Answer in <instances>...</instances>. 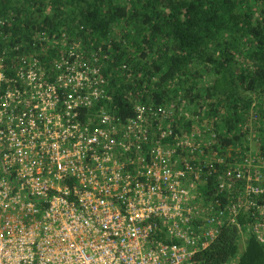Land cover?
I'll list each match as a JSON object with an SVG mask.
<instances>
[{"label": "built area", "instance_id": "2783aa9c", "mask_svg": "<svg viewBox=\"0 0 264 264\" xmlns=\"http://www.w3.org/2000/svg\"><path fill=\"white\" fill-rule=\"evenodd\" d=\"M34 40L0 51V264H194L226 226L264 249L258 137L215 148L161 105L121 118L101 46Z\"/></svg>", "mask_w": 264, "mask_h": 264}, {"label": "trees", "instance_id": "16d2710c", "mask_svg": "<svg viewBox=\"0 0 264 264\" xmlns=\"http://www.w3.org/2000/svg\"><path fill=\"white\" fill-rule=\"evenodd\" d=\"M42 34L102 47L101 105L121 118L135 103L161 105L214 133L215 148L250 137L264 147V0H0V51L33 50ZM240 240L223 227L194 264H264L262 245L248 235L239 250Z\"/></svg>", "mask_w": 264, "mask_h": 264}, {"label": "rangeland", "instance_id": "374dc122", "mask_svg": "<svg viewBox=\"0 0 264 264\" xmlns=\"http://www.w3.org/2000/svg\"><path fill=\"white\" fill-rule=\"evenodd\" d=\"M186 109L187 108H189V107H185ZM243 242H244V240H243V238L240 240V242H239V250H241L242 249V247H243Z\"/></svg>", "mask_w": 264, "mask_h": 264}]
</instances>
